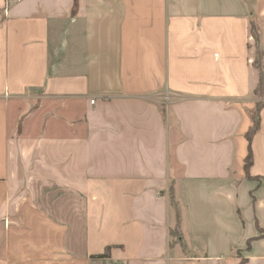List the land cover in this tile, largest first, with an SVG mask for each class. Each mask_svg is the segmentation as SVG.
I'll return each mask as SVG.
<instances>
[{"label": "crops", "instance_id": "1", "mask_svg": "<svg viewBox=\"0 0 264 264\" xmlns=\"http://www.w3.org/2000/svg\"><path fill=\"white\" fill-rule=\"evenodd\" d=\"M252 23L264 66V0H0V264H264Z\"/></svg>", "mask_w": 264, "mask_h": 264}, {"label": "trees", "instance_id": "2", "mask_svg": "<svg viewBox=\"0 0 264 264\" xmlns=\"http://www.w3.org/2000/svg\"><path fill=\"white\" fill-rule=\"evenodd\" d=\"M251 35L253 37L254 40V47H255V56H254V60H253V65L256 68V70L258 71V83L257 86L255 88V95L258 99L263 98L264 96V66L262 64V51L260 50L259 46H258V27L255 23L251 24ZM262 107V103L257 102L256 103V109H255V113L253 115V125L249 128V130L246 133V138L247 141L250 142L253 134L256 133V131L258 130V126H259V112L261 110ZM251 164V153L250 150H248V154L244 160V170L245 172H247V169L249 167V165ZM246 178H249L248 175H246ZM169 203L170 205L175 209V213H176V225H175V229L173 231V234L175 236L178 237V233H179V211L177 208V205L175 203L173 194H172V190L170 189V193H169ZM250 242V241H249ZM248 247V244H247ZM109 257V249L107 248L106 251L103 253V255H99L96 256L94 258H108Z\"/></svg>", "mask_w": 264, "mask_h": 264}, {"label": "built area", "instance_id": "3", "mask_svg": "<svg viewBox=\"0 0 264 264\" xmlns=\"http://www.w3.org/2000/svg\"><path fill=\"white\" fill-rule=\"evenodd\" d=\"M91 103H93V101H91Z\"/></svg>", "mask_w": 264, "mask_h": 264}, {"label": "rangeland", "instance_id": "4", "mask_svg": "<svg viewBox=\"0 0 264 264\" xmlns=\"http://www.w3.org/2000/svg\"><path fill=\"white\" fill-rule=\"evenodd\" d=\"M256 96V95H255Z\"/></svg>", "mask_w": 264, "mask_h": 264}]
</instances>
